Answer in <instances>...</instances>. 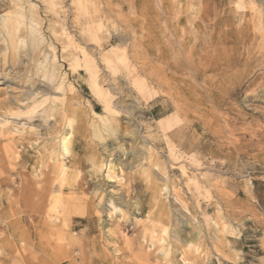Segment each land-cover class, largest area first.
<instances>
[{
  "label": "rangeland",
  "instance_id": "rangeland-1",
  "mask_svg": "<svg viewBox=\"0 0 264 264\" xmlns=\"http://www.w3.org/2000/svg\"><path fill=\"white\" fill-rule=\"evenodd\" d=\"M163 202L155 244L142 223ZM0 264H264V0H0Z\"/></svg>",
  "mask_w": 264,
  "mask_h": 264
},
{
  "label": "bare ground",
  "instance_id": "bare-ground-1",
  "mask_svg": "<svg viewBox=\"0 0 264 264\" xmlns=\"http://www.w3.org/2000/svg\"><path fill=\"white\" fill-rule=\"evenodd\" d=\"M102 4V3H101ZM238 5L239 6H241V3L240 2H238ZM239 9V8H238ZM251 10L252 8H251V6H243V8H240V11H241V13H245L246 14V16H248V14H247V12H248V10ZM255 10V9H254ZM25 13V12H24ZM251 15V14H250ZM261 17V16H260ZM12 19V18H11ZM7 20V19H6ZM194 21H196V20H194ZM260 22V21H259ZM8 27H10V26H8ZM10 29V28H9ZM8 29V30H9ZM248 29V28H247ZM256 30V29H255ZM261 30V29H260ZM191 31V30H190ZM254 31V30H253ZM256 32V31H255ZM10 33V32H9ZM261 33V32H260ZM10 35V34H9ZM194 35V34H193ZM84 54V53H83ZM91 85V84H90ZM92 92H93V94L95 93V95H97V97H102L103 96V98H104V101H103V103H104V111L105 112H112V113H114V114H116V115H119V113H117V111L114 109V107H112V103H111V100L109 99V97L108 96H106L103 92H102V89H101V87H100V85L99 84H97L96 82H94V83H92ZM105 95V96H104ZM70 103V102H69ZM72 104V103H71ZM187 107L189 108V107H191V105H187ZM94 114L97 116V118L98 119H100V120H103L104 122H105V124L107 125H109L110 124V126H111V128L112 129H115V130H117V128H118V124L120 123V120L119 119H115L116 121V123H112L111 121L110 122H106V118L105 117H102L103 115H101V114H99V113H97L95 110H94ZM174 117V116H173ZM129 119V118H128ZM130 119H131V117H130ZM131 121H133V120H131ZM135 121V120H134ZM133 121V122H134ZM129 122H130V120H129ZM168 122V121H167ZM126 123V122H125ZM117 124V125H116ZM72 125V124H71ZM136 125V124H135ZM134 125V126H135ZM8 126V125H7ZM9 127V126H8ZM63 127V126H62ZM69 127H72V126H69ZM114 127V128H113ZM116 127V128H115ZM127 127V126H126ZM120 128V127H119ZM71 128H69V129H67V130H69V131H72V130H70ZM72 129H73V127H72ZM115 130H113V131H115ZM122 132V131H121ZM135 132V131H134ZM126 133V132H125ZM138 134V133H137ZM137 134L135 133V135H136V137H137ZM63 136V135H62ZM133 136V135H132ZM69 135H67L66 137H64L63 138V140H62V138H61V140L62 141H60V143L62 144L63 143V147H64V153H65V155H71V154H73V152L70 150V148L68 147V143H67V141L69 140ZM139 140V139H138ZM146 141V140H145ZM126 142V141H125ZM133 143H135V142H133ZM96 144V143H95ZM127 144V143H126ZM122 145L123 144H121V146H119V150L118 149H116V150H118L117 151V153H116V155L114 156V158H116L118 161H120V164H119V166H123L122 164L125 162L124 160H126L127 161V159L129 160V156L131 155L130 153V151H133V149L131 150V149H129L128 147H127V149L128 150H130V151H126V149H121L122 148ZM128 145V144H127ZM130 146V145H129ZM167 146V145H166ZM125 147V146H124ZM123 147V148H124ZM97 148V147H96ZM115 148V147H114ZM126 148V147H125ZM145 148V147H144ZM154 148V147H153ZM166 148V147H165ZM137 149H139V148H137ZM168 150H169V148H167ZM196 151H199L198 149H199V144L198 143H196ZM114 151H115V149H114ZM135 151V150H134ZM133 151V152H134ZM132 152V153H133ZM167 152H169V151H167ZM171 152V151H170ZM100 153V152H99ZM139 153V152H138ZM138 153H137V155H138ZM143 153H145V152H143ZM149 155H150V162L151 161H153L152 159L154 158V161L156 162V159H157V154L156 153H154V151L153 150H150L149 152ZM147 153V154H148ZM159 153V152H158ZM199 153V152H198ZM96 155H97V153H95ZM161 154V153H160ZM171 154V153H170ZM101 155V154H100ZM111 155V154H110ZM172 155V154H171ZM136 155H134V153H133V158H131L132 160H133V162L131 163V161H128L129 162V164L131 163V164H133V163H135L136 162V160H137V157H135ZM143 156H144V154H143ZM42 157V156H41ZM57 157V156H56ZM131 157H132V155H131ZM145 157V156H144ZM148 157V156H147ZM72 158H74V157H72ZM125 158V159H124ZM139 160V159H138ZM137 160V161H138ZM110 162L109 163H106V164H101L100 165V167H98V171L97 172H99V171H101L102 169H104L105 168V171H107V174L105 175V177L107 178V182L106 183H116V182H118L119 180H120V182H123V179H120V176H119V174H118V169H120L119 168V166H118V162H116L117 164H115L114 163V161L113 160H109ZM141 161V160H140ZM170 161V160H169ZM63 162V161H62ZM128 162H126L125 163V166H128L129 164H128ZM155 162H153V163H155ZM142 163V162H141ZM152 163V164H153ZM172 163V162H171ZM174 163V162H173ZM74 166H76L77 167V165H79V166H81V163L76 159V160H74V162L72 163ZM130 166V165H129ZM132 166H134V164L132 165ZM155 166V165H154ZM69 167H71L70 165H67V164H65V163H62V164H60V166H59V170H60V174L63 176V177H66V179L65 180H67V177H68V175H69ZM131 167V166H130ZM139 167V166H138ZM158 168V165H156L155 166V168ZM123 168V167H122ZM129 168V167H128ZM132 168V167H131ZM154 170V169H153ZM155 171H157V170H155ZM71 173V172H70ZM151 174H156V172L154 173V171L153 172H151V170L149 171V175H151ZM146 175V174H145ZM145 175H143V176H145ZM99 176V175H98ZM124 176V175H123ZM104 177V176H103ZM148 178H149V176H147ZM122 178V177H121ZM98 181V180H97ZM94 182V181H93ZM91 183V182H90ZM94 183H96V182H94ZM127 183V182H126ZM125 183V184H126ZM195 183V182H194ZM95 185H97V184H95ZM99 185V184H98ZM61 186V185H60ZM78 187V186H77ZM102 187V186H101ZM101 187H99V189L97 190V192H99V196L101 197V200H103L104 199V202H106V204H105V208H109L111 211H113V212H118L119 210V212L121 213L122 212V216H123V218H128V216H130V215H135V216H144V213H145V209H146V207H145V204H144V201L143 200H137V206L138 207H136L135 206V209H132L131 208V206L128 208V206H127V208H128V211L126 210H124L123 208L125 207L124 206V204L126 203V200H125V198L124 197H120V198H114V197H111V198H109L108 197V193H107V191L106 190H104V189H102ZM31 188V187H30ZM68 188H70V189H73V190H75L76 188H75V185H71V184H69L68 185ZM61 189H63V188H61ZM97 189V188H96ZM33 190V189H32ZM61 193V192H60ZM104 193H106L105 194V196H104ZM110 193V192H109ZM127 193H129V197L132 199L133 197H138V196H140V194L142 193V188H140V187H138V186H132L130 189H128L127 190ZM62 194V193H61ZM114 194H116V193H114ZM120 194V193H119ZM28 195V194H27ZM180 195V194H179ZM182 195V194H181ZM98 198V197H97ZM129 198V199H130ZM29 200H31V196H28V204H31V201H29ZM78 200H81V199H78ZM98 201V200H97ZM132 202V201H131ZM131 202H128V203H131ZM197 203H198V199H197ZM102 204V203H101ZM80 205V204H79ZM99 205V204H98ZM82 206V205H81ZM86 206V205H85ZM84 207V206H83ZM132 207H133V205H132ZM168 207H169V204H167L166 202H163V205H162V209H161V213H158V214H148V215H146V221H144L143 223H142V232H143V234L144 235H149V236H151V238L153 239V240H155V244H157V243H163V242H166L167 240L165 239V241L162 239V238H158L157 239V237L155 236V234L158 232V229H163V232L165 233L166 231H167V228H168V218H169V212H168ZM70 208V207H69ZM64 209H65V207H64ZM63 209V210H64ZM67 209V208H66ZM75 209V208H74ZM81 209H82V207H81ZM80 209V210H81ZM67 210H69V209H67ZM72 212H70V211H68V213H69V217H68V214L66 215V217H68L69 218V222H70V220L72 221V219L74 218L73 216H75L77 213L76 212H73V207H72ZM76 210V209H75ZM77 210H78V208H77ZM76 210V211H77ZM79 210V211H80ZM123 210V211H122ZM66 211V210H65ZM78 212V211H77ZM148 213V212H147ZM65 214V213H64ZM73 214H75V215H73ZM180 214V213H179ZM63 215V214H62ZM114 216V215H113ZM93 217V216H92ZM63 218H65L64 216H63ZM67 218V219H68ZM66 219V218H65ZM95 219V218H94ZM64 220V219H63ZM110 220V219H109ZM181 220V219H180ZM65 221V220H64ZM85 221V220H84ZM92 222H94L92 219H89V220H87V223H92ZM95 223V222H94ZM90 225V224H89ZM109 227V226H108ZM116 227H117V229H118V231H117V229H109V230H107L106 231V233H107V236L106 237H110V235L113 237V239H112V241H113V243L116 245L117 244V241H119V238L120 237H122V235H123V237H124V239H125V241L127 242L128 241V236H127V233L125 232V231H123V227H122V225L121 224H117L116 225ZM176 227H178V226H176ZM184 227V226H183ZM127 228V231H131V229H130V227L128 226V227H126ZM196 229H197V233H196V236L194 237V239H195V245H193L192 246V258L193 259H198V254H199V248H200V245H199V226L197 225V227H196ZM178 230V229H177ZM40 232V231H39ZM91 232V231H90ZM121 233V235H119V233ZM109 234V235H108ZM193 235V234H192ZM194 235H195V233H194ZM115 237L117 238V241H116V239H115ZM165 238V237H164ZM170 238V237H169ZM191 238V237H190ZM105 239V238H104ZM115 239V240H114ZM176 240H177V243L179 244V246H183V244H185L186 243V240L184 239V238H182V239H179V238H176ZM192 241V240H191ZM191 241H189V243L191 242ZM119 243V242H118ZM142 244V243H141ZM190 244H192V243H190ZM160 245V244H159ZM162 249V248H161ZM180 249V248H179ZM181 250V249H180ZM168 250L166 249V252H167ZM179 252V251H178ZM29 254H31V252L29 253ZM166 254V253H165ZM151 255V254H150ZM152 257V259H156V258H154V256L153 255H151ZM147 258H148V256H146ZM108 258V256H105V259H107ZM119 259V258H118ZM182 259L184 260V261H186L188 258L186 257V256H184L183 255V257H182ZM136 260V259H135Z\"/></svg>",
  "mask_w": 264,
  "mask_h": 264
}]
</instances>
